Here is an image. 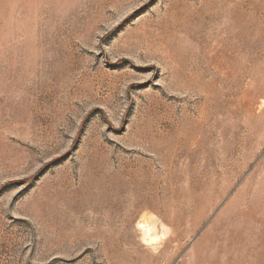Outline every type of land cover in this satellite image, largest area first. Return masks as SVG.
<instances>
[{
  "label": "rangeland",
  "instance_id": "obj_1",
  "mask_svg": "<svg viewBox=\"0 0 264 264\" xmlns=\"http://www.w3.org/2000/svg\"><path fill=\"white\" fill-rule=\"evenodd\" d=\"M0 264H264V0H0Z\"/></svg>",
  "mask_w": 264,
  "mask_h": 264
}]
</instances>
